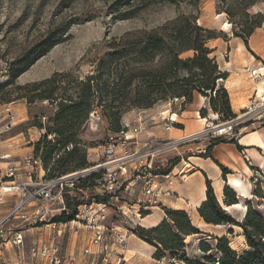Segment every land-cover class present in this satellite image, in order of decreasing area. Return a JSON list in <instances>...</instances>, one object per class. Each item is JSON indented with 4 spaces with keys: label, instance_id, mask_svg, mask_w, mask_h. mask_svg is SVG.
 Instances as JSON below:
<instances>
[{
    "label": "rangeland",
    "instance_id": "374dc122",
    "mask_svg": "<svg viewBox=\"0 0 264 264\" xmlns=\"http://www.w3.org/2000/svg\"><path fill=\"white\" fill-rule=\"evenodd\" d=\"M121 1H125V3L119 6ZM139 8H142V11H139L134 18L129 20L120 18L121 15ZM180 16L195 18L198 26L214 34L216 39L209 41L206 46L212 52L210 58L216 61L220 70L229 68V66L232 67L235 64L237 54L240 57L242 55L248 57L264 70V0H0V87L3 88L0 92V153L2 151L9 152V154L4 155L10 156V159L6 160L7 167L10 163H18L19 169L16 176L22 174V181H24L26 169L23 165L21 167V162L28 157L40 159V156L35 154L36 144L46 134L47 128H51L50 119L57 110L56 106L51 105L48 101L30 104L27 99L21 98L24 94H29V90L22 91L19 89L20 87L24 88L27 85L43 82L56 74L59 81H71L72 79L76 82L84 81L96 74L98 63L108 54V46L113 40L126 34L153 31ZM69 27L65 41L55 46L50 53L37 61L14 85H8L10 66L15 60L22 59L32 47L43 43L53 35L61 36V33ZM249 29L254 31L253 35L248 38L249 49H247L242 39L236 38L234 34H246ZM193 55V52H188L181 58L187 59ZM244 62L246 61H243V64ZM242 72L247 74L246 85L252 87L249 91L256 88L254 97L256 99L257 91L263 93L264 90L262 88L264 74L259 76L264 71L257 72L244 69ZM222 84L224 85V83ZM71 87L73 89L67 91L69 95H72L76 88L75 84H72ZM262 98L256 104L247 103L249 109L243 114H248L239 121L238 126L242 125V122L248 124V122L256 119L258 105L263 103L261 100H264V96ZM173 101L175 102V100L166 99L158 102L150 109L132 108L122 114L121 125L123 129L125 132L132 131L131 134H134L136 138L133 137L134 143L130 147L140 148L149 141L140 140L145 133L150 131L151 124H154L152 122L153 117L158 124L155 126L167 127L168 122L162 119L168 117L162 115L170 108L169 104ZM179 101H182V104L173 105L170 109H172V113L179 114L182 118L181 123L193 125L195 112L202 108L201 111L206 109V118L200 115L201 111H199V117L208 120L207 127L199 141L174 145V148H170V152L164 151L159 155L156 159V171L166 168L171 162H174L175 167L183 164L181 161L183 156L179 154L175 157L174 155L177 153L176 149L180 147L205 144L207 151L214 140L228 137L229 141H236V137L239 135L234 134V131H228L229 134L225 136L218 135V127L226 125L231 120L223 122L222 117L210 109L209 97L195 94L191 103H184V100ZM199 124L202 123H198V126ZM116 126L115 121H110L104 110L101 108L94 109L79 134V140L86 149V155L89 150L109 141L116 144L120 143L118 136L121 133L115 134L113 132ZM127 127L128 129H126ZM175 128L183 129L184 126L178 125ZM162 129L160 132L164 131ZM48 138L49 141H54L55 136ZM157 141L163 145L172 140ZM233 169V167L228 168L227 173L222 171L221 181L225 183L224 189L229 187L227 180L233 179L232 176H228L234 174ZM6 172L7 168L3 176H6ZM251 172L250 179L249 176H243L247 188L242 193L244 198L239 197L236 192H241L232 183L231 186L234 190L229 187L236 194L240 207H231L228 213L240 221L245 217L249 206L264 217V170L251 167ZM256 172H259V175ZM37 175L44 174L39 171ZM13 182V179L4 181V183ZM2 186L9 187L10 185L2 184ZM94 195V190H92L90 200ZM120 197L122 201L133 206L134 209H137L138 203L143 201L140 186L132 188V195L121 193ZM225 202L224 196L222 205L226 206ZM0 208L2 207L0 206ZM62 218L65 221L59 223H68L70 220L69 217ZM157 219L158 215L154 212L146 221L155 223ZM116 224L122 226L119 222ZM230 229L233 230V234H229ZM222 234L229 240L231 249L238 254L242 255L249 251L240 228H206L203 234L185 239L186 249L179 260L184 261V264H187L186 260L208 264L206 263L207 258L213 256L215 252L204 254L200 245L207 243L215 246V241L212 240L211 236L219 238ZM91 236L92 233L86 229L82 231L78 239L75 236L69 237L67 235L61 242L63 253L69 256L73 254L76 257V264H84L81 257L84 250L83 239ZM35 237L36 233H34ZM135 237L134 241L141 244L139 240H143L136 235ZM128 243L125 250L114 252L116 255H113V261L120 258V255H122V259H125L122 264H159L162 260L170 261L173 259L171 254H166L163 259H156L157 248L155 246L152 247L156 248V252L148 248L149 251H143L144 256L142 254L135 255L133 252L129 253ZM152 252H155L154 255H151ZM212 258L214 259V257Z\"/></svg>",
    "mask_w": 264,
    "mask_h": 264
},
{
    "label": "trees",
    "instance_id": "16d2710c",
    "mask_svg": "<svg viewBox=\"0 0 264 264\" xmlns=\"http://www.w3.org/2000/svg\"><path fill=\"white\" fill-rule=\"evenodd\" d=\"M124 3L125 1H121L119 6ZM141 9L123 14L120 18L132 19ZM69 29L70 27L62 32L61 36L53 35L43 43L35 45L22 59L15 60L10 66L8 85H14L37 61L65 41ZM253 31L249 29L246 34L234 35L242 39L245 47L249 49L248 38L253 35ZM214 39V34L198 26L195 18L180 16L153 31L126 34L113 40L108 46V54L98 63L96 74L84 81H59L56 74L43 82L20 87L22 91L29 90L30 96L24 94L21 98L27 99L30 104L48 101L57 109L50 119L51 128H47L46 134L35 148V154L40 156L47 172L46 178L67 176L91 166L79 134L96 108L104 110L108 119L115 121V134L125 132L121 125V117L125 111L132 108L147 110L166 99L191 103L195 94L209 97L210 109L217 112L223 122L236 119L230 95L222 84L227 81L229 74L222 72L216 61L210 58L212 52L206 46ZM188 52H193L194 55L182 59V55ZM72 84L76 88L69 95L67 91L73 89ZM2 89L0 87V92ZM205 114L206 109H203L200 115L206 118ZM242 127L244 126L235 127L234 134H238ZM49 136H55L54 141H49ZM225 143L237 145L238 151L243 150L235 140L227 142L221 138L211 143L204 157L211 158L212 149ZM175 166L171 162L155 174L169 175ZM219 167L227 173L226 168ZM224 196L227 206L238 204L236 194L229 187L224 189ZM164 212L166 219L161 224L151 229L138 228L135 235L157 248L156 259H163L166 254L180 258L186 249L185 239L203 233L193 226L186 212L167 209ZM198 213L208 225L240 228L249 249L240 255L231 249L226 237L211 236L215 246L207 243L200 245L204 254L215 252L207 258L206 263L264 264V217L260 213L249 206L245 217L241 221L237 220L222 208L210 182H207L206 201L202 203ZM54 221L62 222L65 219L58 217ZM229 234H233L232 229ZM186 262L201 264L198 261Z\"/></svg>",
    "mask_w": 264,
    "mask_h": 264
},
{
    "label": "built area",
    "instance_id": "2783aa9c",
    "mask_svg": "<svg viewBox=\"0 0 264 264\" xmlns=\"http://www.w3.org/2000/svg\"><path fill=\"white\" fill-rule=\"evenodd\" d=\"M162 120L168 122L166 131L174 129L172 118ZM226 125L228 131H233L239 120L233 119ZM203 134L188 135L163 145L149 140L135 148L130 147L134 140L129 132H121L120 143L109 141L88 151L86 158L91 164L88 169L55 179H46L47 172L39 158L28 157L21 162L26 169L24 181L4 183L6 179H14L19 169L16 163H10L6 176L0 179V206L8 203L6 195L14 194L16 200L10 212L0 218V264H76L73 254L63 253L61 242L67 235L78 239L85 229L92 236L83 239L84 264H122L125 260L122 255L112 260L114 252L125 250L130 236L142 228V220L152 209L163 208L165 200L174 195L170 189L162 188L161 180H168L170 174H155L156 159L174 145L199 141ZM2 159L8 160L10 156ZM181 161L184 163V158ZM39 171L44 175H37ZM135 186L141 187L143 195L137 209L120 197L121 193L132 195ZM92 190L95 195L90 200ZM58 217L70 220L57 223L54 220ZM159 264H184V261L173 258Z\"/></svg>",
    "mask_w": 264,
    "mask_h": 264
},
{
    "label": "crops",
    "instance_id": "0c3cea01",
    "mask_svg": "<svg viewBox=\"0 0 264 264\" xmlns=\"http://www.w3.org/2000/svg\"><path fill=\"white\" fill-rule=\"evenodd\" d=\"M236 57L237 58L235 59V64H234L235 66L234 65H232V67L229 66V68H225L224 70L221 69V71L227 72L229 74V78L224 83V86L230 95L231 106L234 114L237 116L236 119L240 121L241 119H243V117H245L248 114V113L243 114V112H246L247 109H249L247 103L256 104L258 103V100L264 96V90L262 96H258L259 92L257 91L256 94L257 98L254 99L256 88H253V90L249 91L251 86L246 85L245 83L247 74L242 71L244 69H250L257 72H263L264 70L260 68V66L257 63L251 61L246 56L242 55L240 57V55L237 54ZM243 61L246 62H244L243 64ZM263 74L264 73H262L261 75L259 74V76H262ZM262 86H263L262 88H264V84ZM261 101H263L264 103V100ZM178 103L182 104V101L175 100V102L173 101L169 104V107L171 108L173 105H178ZM263 103L260 104L261 106L258 105L257 108L258 115L255 120L248 122V124H243L242 122L241 126L244 127H242L239 130L238 132L239 135L238 137H236V142L238 143L239 146L243 148L242 151H238L237 145L235 144L225 143L215 146L211 151V158H206L204 157L206 153L205 144H198V145L194 144L193 147L191 145L176 149L177 153L174 154L175 157L181 154L184 158V163L179 164L177 167L173 169L168 180H161L162 188L170 189L174 195L173 197L165 200L163 208L151 210V214L147 216L144 220H142L141 222L142 228L149 229L148 226L152 228L161 224L166 219V214L164 212L165 209L172 211L186 212L189 215L193 226L202 233H204V229L206 228L218 229L221 227H225V226H213L206 224L203 221V219L200 217L198 213V209L201 207L202 203L206 201L207 182H210L211 186L215 191L217 198L220 194H222L224 198L225 183H222L221 181L222 170L219 167V165L226 169L228 168L230 169L231 167L234 168L233 169L234 174L228 176H232V177L235 176L233 178L237 179L240 182L241 184L240 187L233 184L234 187L237 188L239 192H241V193L236 192L239 195V197H241L242 193L246 188L245 187L246 183L243 179V176H249V179L251 178L250 177L252 175L251 167L252 168L256 167L261 170H264ZM170 108H168V110L165 111L166 113H163L162 116L163 117L167 116L168 118L171 117L173 124L175 126L181 125L184 126V128L183 129L175 128L172 129L170 132L166 131V128H164L163 126L160 125L155 126L158 124L156 122L157 120H155V117H153L152 122H154V124L153 125L151 124L150 131L148 133H145L141 137L142 140L138 138L140 141L145 142L151 139L161 140V141L173 140L188 135L204 132V130L206 129L208 120L201 119L199 117V111H201L202 108H200V110L195 112V120L192 121L194 122L193 125L189 123L187 125H184L183 123H181L180 120L182 121V118L179 116V114L172 113V109ZM198 123H202V124H199L198 126ZM162 127L164 131L160 132ZM131 132L132 131L129 132V135L130 136L132 135L131 137L135 138L134 134H131ZM228 134L229 132L227 131V133L223 134V136ZM218 135L222 136L221 134ZM224 140L229 141L230 139L226 137ZM0 154H3L2 156L0 155V160H1L0 179H1L2 177H4L3 173L7 168L6 160L2 161L3 160L2 158L5 154H9V152L2 151ZM16 164L18 166V163ZM13 181L16 184L21 183L22 174H18L13 179ZM227 181H228V186L232 188L231 186L232 181L230 179ZM13 195L14 194L6 195V197H9L8 203L1 206L2 208H0V218L6 215L7 213H9L10 210L13 208L14 202L16 200ZM154 212L155 214L158 215L157 222L155 223L147 222L146 220H148V218L152 216ZM145 225H147V227ZM222 237H225L224 234L219 236V238ZM134 239H136L135 236L130 237L129 239V243H128V247L130 248L129 253L133 252L135 253V255L142 254L144 256L145 254L143 253V251L147 250L148 248L156 252L155 247H152L140 240L139 242L141 244H138L136 241H134ZM155 252H152L151 255H154Z\"/></svg>",
    "mask_w": 264,
    "mask_h": 264
},
{
    "label": "bare ground",
    "instance_id": "6f19581e",
    "mask_svg": "<svg viewBox=\"0 0 264 264\" xmlns=\"http://www.w3.org/2000/svg\"><path fill=\"white\" fill-rule=\"evenodd\" d=\"M261 91H260V93H259V96H261ZM202 98H204V97H202ZM218 134H221V135H223V134H225V133H227V131L229 130V128L228 127H226V126H223V127H219L218 129ZM202 133H204V132H202ZM262 143V142H261ZM233 177H235V176H233ZM231 180V179H230ZM232 184H234V185H236V186H241V184H240V182L237 180V179H235V178H233L232 180ZM241 197H243L244 198V195L242 194L241 195ZM246 197V196H245ZM218 199V202L222 205L223 204V196H222V194H220L219 195V197L217 198ZM222 207H223V209L225 210V211H229L230 210V208L231 207H233V208H239L240 207V205L239 204H237V205H234V206H225V205H222ZM247 209V208H246ZM146 227H147V225H145ZM155 226V225H154ZM158 226V225H157ZM144 227V226H143ZM148 228L149 229H151V227H149L148 226ZM153 228V227H152ZM155 228V227H154Z\"/></svg>",
    "mask_w": 264,
    "mask_h": 264
},
{
    "label": "water",
    "instance_id": "95a60500",
    "mask_svg": "<svg viewBox=\"0 0 264 264\" xmlns=\"http://www.w3.org/2000/svg\"><path fill=\"white\" fill-rule=\"evenodd\" d=\"M219 128V127H218Z\"/></svg>",
    "mask_w": 264,
    "mask_h": 264
}]
</instances>
